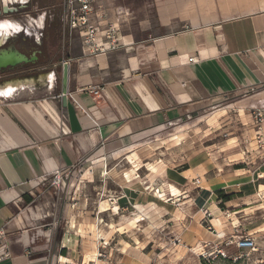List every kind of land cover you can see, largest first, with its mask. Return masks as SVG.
Listing matches in <instances>:
<instances>
[{"label":"crops","instance_id":"1","mask_svg":"<svg viewBox=\"0 0 264 264\" xmlns=\"http://www.w3.org/2000/svg\"><path fill=\"white\" fill-rule=\"evenodd\" d=\"M108 1L99 0L107 16ZM172 1L176 3L160 8L164 35L139 41L121 35L123 47L92 57L84 54L79 35L62 24L63 0H9L7 13L1 8L4 14L28 10L26 19L39 14L32 19L38 28L67 33L70 39L63 59L69 62L65 80L58 72L63 60H56L50 73L32 82L19 78L0 83V230L7 233L12 254L2 264L72 261L69 236L54 251L37 245L40 232L31 236L41 224L33 210L36 194L57 172L66 174L93 154L100 160L130 149L210 105L232 100L240 115L251 99L264 101V0H222L219 9L214 2L197 12L195 4ZM13 21L21 25L19 19ZM42 81L47 99H40ZM252 88L262 91L240 99ZM222 154L221 160L228 157ZM222 162L206 164L192 156L181 168L167 166L145 190H132L118 205L136 210L143 201L145 206L160 202L182 210L178 235L187 248L238 237L237 225L239 232L264 237V164L247 170ZM127 184L121 187L124 193L132 186ZM157 189L161 193L156 198Z\"/></svg>","mask_w":264,"mask_h":264},{"label":"rangeland","instance_id":"2","mask_svg":"<svg viewBox=\"0 0 264 264\" xmlns=\"http://www.w3.org/2000/svg\"><path fill=\"white\" fill-rule=\"evenodd\" d=\"M214 2L219 9L222 0H185L184 3L195 4L197 12L201 6H214ZM174 3L172 0H110L106 5L108 23L118 28L123 38L131 36L133 41L155 39L165 33L160 26L161 6ZM1 8L0 0V22L21 21V30L9 37L26 40L25 44L8 45L27 55L40 52L41 61L0 72V82L17 80L21 75L38 79L42 74L50 73L48 70L52 69L53 61L67 58L70 40L67 33L65 37L63 33H52V28H38L32 19H38L39 14L26 19L23 16L28 10L4 14ZM35 40L58 41L38 45L33 44ZM74 41L80 42L75 37ZM58 72L61 74L63 67ZM40 85V99H47V87L43 81ZM260 91L244 93L240 99L252 98ZM249 102L245 113L240 115L238 109L232 107V100L210 105L177 125L166 126L143 138L129 146L130 149L117 154L110 152L100 160L93 154L66 173L64 183L54 187L53 177L48 178L36 194L37 204L33 210L41 224L34 228L31 236L40 232L37 245L50 251L58 249L69 236L68 246L73 254L69 264H264V237L254 238L239 232L238 225L235 227L238 237L249 235L255 239L253 250L227 247L228 238L192 249L182 245L178 235L181 231L178 224L184 215L182 210L164 207L160 202L145 206L143 201L141 207L136 204V210L128 205H118L128 200L132 190H144L146 183L154 182L167 166L181 168L192 156L206 164L223 161L222 164H238L236 167L247 170L264 164V101L254 98ZM131 153L137 155L127 161L126 157ZM220 153L228 157H221V160ZM107 171L110 175L105 174ZM126 173L130 179L126 178ZM126 184L132 186L125 187L124 193L121 187ZM157 191L161 192L160 189ZM122 206L127 209L123 210ZM141 215L143 220H135ZM217 249L223 250L225 256L218 255Z\"/></svg>","mask_w":264,"mask_h":264},{"label":"built area","instance_id":"3","mask_svg":"<svg viewBox=\"0 0 264 264\" xmlns=\"http://www.w3.org/2000/svg\"><path fill=\"white\" fill-rule=\"evenodd\" d=\"M63 25L70 32L79 35L82 41L83 52L88 56H97L118 50L122 46L119 29L108 23L107 13L99 5V0H63L62 5ZM68 66V61L62 62V67ZM102 91V89H100ZM99 90H96L98 93ZM255 89L247 90L245 93L254 92ZM262 118V115H259ZM66 117L62 115L60 128L65 129ZM64 175L57 172L51 181L52 186L64 183ZM48 180V179H47ZM46 180V181H47ZM240 233H238L239 235ZM227 247L235 246L238 250H253L256 241L253 237L241 236L231 237L226 243ZM11 243L4 230H0V264L12 259ZM216 253L225 256L224 251L217 249ZM207 254V253H205Z\"/></svg>","mask_w":264,"mask_h":264},{"label":"water","instance_id":"4","mask_svg":"<svg viewBox=\"0 0 264 264\" xmlns=\"http://www.w3.org/2000/svg\"><path fill=\"white\" fill-rule=\"evenodd\" d=\"M1 3H2V8H3L4 13H7L6 8H5L6 6L5 0H1ZM21 3L24 4L25 2L23 1ZM7 7H8V4H7ZM17 11H21V10H17ZM13 50L16 52L10 51L9 54H14L16 59L14 58L11 61H4V62H1L0 60V70L14 69L15 67L19 65L35 64L38 61V56L36 55V53L33 54L32 56H27L25 54L20 53L18 50L14 48ZM1 56H2V53H0V57ZM67 72H68V66L66 65L63 68V79L64 80L67 78ZM62 102H63V105L66 107L67 105V95L66 94H63Z\"/></svg>","mask_w":264,"mask_h":264},{"label":"bare ground","instance_id":"5","mask_svg":"<svg viewBox=\"0 0 264 264\" xmlns=\"http://www.w3.org/2000/svg\"><path fill=\"white\" fill-rule=\"evenodd\" d=\"M10 1H13V2H15V1H19V0H10ZM7 2H9V0H5V3H7ZM42 20H43V18L41 17L39 20H38V25L39 26H41V24H42ZM21 30V25L19 24V23H17V22H14V21H2V22H0V37H3V38H8L9 36H11L12 35V33L13 32H17V31H20ZM24 30V29H23ZM0 39H2V38H0ZM121 40V39H120ZM2 41H4V40H2ZM3 52V51H2ZM16 59V57H15V55H8V56H1L0 57V60H1V62H4V61H11L12 59ZM46 78L47 79H49V80H51V76L50 75H46ZM30 80H31V78H30ZM29 81V80H28ZM25 82V81H24ZM31 82H32V80H31ZM30 83V82H29ZM154 172H156V171H154ZM105 173V172H104ZM106 175H110L109 173H108V171L105 173ZM112 175H116V173L114 174H112ZM126 175V178L127 179H130V176H129V174L128 173H126L125 174ZM155 177V176H154ZM117 178V177H116ZM138 187V186H137ZM149 189H150V187H149ZM145 190V189H144ZM154 190V189H153ZM155 191V190H154ZM160 193L161 192H158V191H156V195H155V197L157 198L158 196H160ZM152 195V194H151ZM140 209V208H139ZM135 220H143V215H141V216H137V218L135 219ZM220 229V228H219Z\"/></svg>","mask_w":264,"mask_h":264},{"label":"flooded vegetation","instance_id":"6","mask_svg":"<svg viewBox=\"0 0 264 264\" xmlns=\"http://www.w3.org/2000/svg\"><path fill=\"white\" fill-rule=\"evenodd\" d=\"M19 11H15V13H18ZM47 28V27H46ZM0 38H2V39H0V53H2V56H8V55H14V54H9L10 53V51H14L13 50V48L14 49H16L15 47H13L12 45H8V44H25V42H26V40H13V39H11L10 37H8V38H3V37H0ZM2 40H4V41H2ZM56 40H35L34 42H33V44H38V45H40V44H56ZM17 50V49H16ZM3 51V52H2ZM19 51V50H18ZM14 52H16V51H14ZM20 52V51H19ZM20 53H22V54H25V55H27L26 53H23V52H20ZM36 53V55L38 56V61L35 63V64H38V63H40V61H41V56H39L40 55V52H34L33 54H35ZM32 54V55H33ZM32 55H27V56H32ZM28 65V64H27ZM22 67V65H19V66H17V67H15L14 69H12V70H15L16 68H18V67ZM24 66H26V65H23V67ZM7 70V69H6ZM6 70H0V72H5ZM10 69H8V71H9ZM48 71H50V70H48ZM47 71V72H48ZM27 76H29V75H27ZM30 77H35V76H30ZM29 77V78H30ZM19 78H22V79H24V78H27L26 76H24V75H21ZM1 83V82H0Z\"/></svg>","mask_w":264,"mask_h":264},{"label":"trees","instance_id":"7","mask_svg":"<svg viewBox=\"0 0 264 264\" xmlns=\"http://www.w3.org/2000/svg\"><path fill=\"white\" fill-rule=\"evenodd\" d=\"M228 198H230V196H226V197H224V199H228Z\"/></svg>","mask_w":264,"mask_h":264}]
</instances>
